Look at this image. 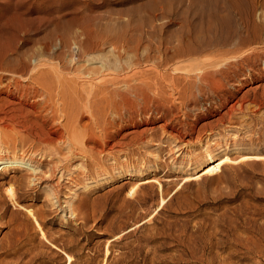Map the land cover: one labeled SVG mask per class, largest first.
Here are the masks:
<instances>
[{"label": "rangeland", "instance_id": "rangeland-1", "mask_svg": "<svg viewBox=\"0 0 264 264\" xmlns=\"http://www.w3.org/2000/svg\"><path fill=\"white\" fill-rule=\"evenodd\" d=\"M28 5L29 30L1 38L0 64L8 51L15 59L18 51L40 52L47 21L60 13V29L76 18L73 30L85 26L108 37L91 65L116 60L108 86L118 93L98 89L91 105L79 102L81 119L70 121L61 87L58 104L69 117H59L40 94L0 88V142L36 161L35 170L0 169V264H264V36L254 39L264 34V0ZM214 35L225 41L177 55ZM75 45L71 50L57 40L40 58L70 61ZM56 50L65 57L53 56ZM218 52L210 69H225V77L201 83L204 60ZM142 80L162 83L132 92ZM220 83L230 91H220ZM219 137L218 148L212 141Z\"/></svg>", "mask_w": 264, "mask_h": 264}, {"label": "bare ground", "instance_id": "bare-ground-1", "mask_svg": "<svg viewBox=\"0 0 264 264\" xmlns=\"http://www.w3.org/2000/svg\"><path fill=\"white\" fill-rule=\"evenodd\" d=\"M28 4H29V0H0V43H1V38L5 37L7 35L8 36L9 35L13 36L16 32L23 31L24 29H26L25 26H24V24H25L24 23V19H26L27 17H28L27 19H29V15H31V13L34 12L30 8V6ZM58 14L60 15V13H58ZM59 15L52 16L47 21L49 23V25L46 26L44 29L45 30H49V31H48V33L46 35V37H47L46 41L43 40L44 43L42 44L43 46H42V50L40 52L32 53V55H30V54H28L29 52H27L26 50L21 51V52L18 51L17 52L18 53L17 54L18 55V58H17V56H15L17 59H15L14 56H11L14 59H12L9 56V55L12 54V51H11V54L9 53L10 51H8L6 53L4 52L5 53V56H6V59L4 61L2 60L3 63L0 64V88H7V90L9 92H11V94H16L15 91L18 92V91H21V90L25 91V93L28 92L29 94H34L35 96L37 94L38 95L40 94L45 101L51 102V104H52L51 106H53V109H55L54 111H56V114L59 115V117L60 116H67V117H69L66 112L63 113V111L66 108V107H63V103L61 105L63 107L62 109H61L60 105L58 104V101L59 100H57V96L59 94V88L61 87L62 90H63V92H66V94H67L66 96H68L67 99H69L68 101H69V104L71 106V108H69V107L66 108L67 110L71 109V116H70L69 119H70V121L71 120L72 121H75V120H78V117L80 118L83 115L82 112H81V110H80V107H82V106H80L81 102H84L85 105H87V104L89 105V103L91 102V99L92 98L93 99L95 98L94 95H95V93H97V90L98 89H100L103 93L110 92V91L111 92L112 91H116V93H118L117 92V89L113 90L112 88H110L111 86L110 87L108 86L109 83H112L114 81V78L110 79L111 77L109 78V76H110V70L111 69L113 70V67H114L113 66L114 65L113 62L115 63L116 60L113 61L114 59H112V61H113L112 63H111V60L110 61H107V62L104 60L105 62H101V64H102L101 66H96L95 67V66L91 65L93 62H95L94 61L95 60V56L93 55V54H95L94 52L95 51H101L102 50L101 46H105L108 43V41H107L108 40V37H107V39H105L104 36H106V35H103V34L101 35L98 32L95 35H92L91 34V30L89 29V27H85V26H83L82 28L79 26L78 27L79 28L78 31L76 29L73 30L72 29L73 27L71 25L73 23H76V21L77 22L80 21V20L78 21V19H76V18L69 19L68 20V24H66L67 22L65 23L66 24V27L64 26L65 27L64 29L63 28L60 29L61 28L60 26L61 25L63 26L64 23H63V21H61V18L62 17L59 16ZM48 17H49V15H48ZM70 21H72V24H71ZM45 22H46V20H45ZM50 26H52V27L49 28ZM26 30L27 31H25V32H28L29 29H26ZM258 31H259V29H258ZM210 32H212V31H209V33ZM260 32H262V31H260ZM44 34H46V32ZM256 34H254V39L261 40L262 41V39H261L260 36H264V34L263 33H262V35L261 34H258V33H256ZM89 35L93 38L94 44H90V45L86 44V43H88L87 37H89ZM109 35H110V33H109ZM8 38H9V40H11L10 37H8ZM225 38L222 35H218V36L214 35L213 37H208V39L204 43L202 42L203 44L201 43V45L199 44L200 46H197L198 48L197 47L195 48V47L189 46L188 44H187V46H185V48H182V47L180 48V45H179V47H177V48H180V49L177 50L178 51L177 52V55L179 54V55L194 56V54H199V53L203 52L205 49H209V47L211 45H214L216 43L225 41ZM24 39H26V38H24ZM55 39H57V40L60 41L61 46H64V47H67V48L71 47L72 45L74 46L75 44L78 46L77 47L78 49L75 50V51L73 50V53L71 52L72 47L70 48L71 49L70 50V52H71L70 54L72 55V60H70V61H68V60L67 61L57 60V62H49V61L44 60V58L46 56L44 58H42L43 60L40 58V57L48 54L49 50L51 49V46L53 47L54 42L57 41V40L54 41ZM89 39L92 40L91 38H89ZM28 40H29V36H28ZM72 40L74 41L75 44L72 43ZM200 41H199V43H200ZM71 43H72V45H71ZM110 43H111V46H113L114 48H118V49H121V50H126L127 49L125 44H120V43H118V41H112V42L110 41ZM10 44H12V42ZM38 45H37V48H38ZM20 46H22V44ZM215 47H216V45H215ZM67 48H66V50H67ZM218 48L219 47H217V49ZM31 49H33V48H31ZM56 49H58V48H56ZM51 50H50V52H52ZM60 50H58L59 52L56 50V52H58V54L55 52L56 55H53L57 59L58 58L61 59L62 55L65 54V53L61 54L62 52H60ZM62 50H63V48H62ZM66 50H63V51L65 52ZM29 51H31V50H29ZM37 53H39V54H37ZM50 54L52 55V53H50ZM108 55H107V57H108ZM218 55H219V52L217 54H215V55H212L211 58H209V59L207 58V60H204L205 63H206V66L204 65L205 66L204 67V70L206 68L207 71L205 70V72L200 75V81H201V83H203V82L205 83V81H208L209 79H211V82H213L214 81L213 78H214L215 74H219L220 76L225 77V73H226V70L225 69H223V68L217 69V71H215V72L210 69L211 67L213 68V66H215L216 63L220 61V58H218ZM220 55H222V53H220ZM68 56H70V55H68ZM64 57H65V55H64ZM96 57H98V56H96ZM99 57H101V55H99ZM110 57H109V59H110ZM115 57H117V61H118V60L121 59L122 55L120 53L119 55H117ZM49 58H47V59H49ZM56 58L55 59H52L51 58V59L53 61V60H56ZM79 58H83V59H85L84 61H86V63H88V62L89 63L88 64L85 63V65H80L79 63H80V61L82 59L80 60ZM96 62H97V60H96ZM225 64L226 63H224V65ZM119 66L121 67V65H119ZM145 74L143 73V75H142V73H141L142 76H144ZM161 76H163V75H161ZM178 78H180V77H178ZM118 81L119 80L117 79L116 82H118ZM191 82H192V80H191ZM129 83H128V85L131 84V83L130 84ZM153 83L157 84L158 82H154V80H153ZM153 83L152 82L149 83V82H146V81L142 80V82L140 84H136L135 83L136 85H134V84L131 85L130 86L131 87L130 89H131L132 92L134 91L135 93H139V94L141 92H144V90H146V92H144V93H147V89H150L151 90V88L154 86ZM161 83L162 82L160 80L159 83H158L159 84V87H160V84ZM114 84L113 85H114V88H115V86H116L117 83L114 82ZM118 84H119V82H118ZM209 84H211V83H209ZM213 84H214V82H213ZM13 86H15V88H14L15 91L12 88ZM206 86H208V85H206ZM210 89L211 88H209V90ZM218 89L220 91H230L229 87H227V85L226 84H223V83H220ZM62 90H61V92H62ZM23 91H22V94H23ZM211 92H217V91L215 90V91H211ZM99 93H101V92L99 91ZM121 94H123V92ZM154 94L156 96L157 93H154ZM63 95H65V94H63ZM105 95H107V94H105ZM183 95H185V92L184 91H183ZM63 98L65 100H67L64 96H63ZM60 99L62 100V97H60ZM79 102H80V104H79ZM92 102H93V100H92ZM38 103H40V102H37V104ZM66 103H67V101H66ZM65 104H64V106H65ZM48 105L50 106V103ZM90 105H91V103H90ZM254 110H256V109H254ZM58 112H61L63 114H58ZM43 115H45V114H43ZM12 117H14V116H12ZM40 117H42V115ZM91 117H92V113H91ZM95 118L96 117L93 118V121H94ZM67 122H69V121H67ZM29 123H30V121H29ZM79 123H80V121H79ZM70 124H72V123H70ZM97 124H99V123H97ZM63 126H65V125L62 124V127ZM78 126H80V125L78 124ZM78 126H77V128L75 130L76 131H81V134L83 136V131L84 130H83V128H82V130L81 129L80 130H77L78 129ZM67 127L70 129V127H72V125H70V127L69 126H67ZM73 127H76V125L74 123H73ZM81 127H85V126L82 125ZM69 129L67 130V128H66L65 130L70 131ZM87 129L88 128H86V130ZM72 133H73V130H72ZM76 134H77V132H76ZM74 136H75V134H74ZM61 137H63V136H61ZM80 137H81V135H80ZM221 138L222 137H219V138H217L218 140L215 139L214 141H212V145H214L215 147H218V148L220 146H222V142L223 141L220 140ZM224 140H225L224 142L226 144L229 143L227 141V139H224ZM43 142H44V140H43ZM207 150L211 152L210 148L207 149ZM179 151H180L179 148H175L174 149V154H175L174 155V159H176V158H178L180 156ZM29 156L26 155V154H22V155L21 154H16V153L12 152V150H10L8 147H5L0 142V169L1 170L8 171V170L20 169V168H31L32 170H35L34 163L36 161L33 158L29 157ZM209 158H212V152H211V155L209 156ZM72 212H73V210H72Z\"/></svg>", "mask_w": 264, "mask_h": 264}]
</instances>
